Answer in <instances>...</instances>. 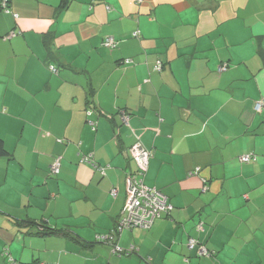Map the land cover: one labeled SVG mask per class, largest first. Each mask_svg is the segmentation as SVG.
I'll use <instances>...</instances> for the list:
<instances>
[{
    "label": "crops",
    "instance_id": "obj_1",
    "mask_svg": "<svg viewBox=\"0 0 264 264\" xmlns=\"http://www.w3.org/2000/svg\"><path fill=\"white\" fill-rule=\"evenodd\" d=\"M61 2L0 0V264H264V0ZM136 142L173 208L119 230Z\"/></svg>",
    "mask_w": 264,
    "mask_h": 264
},
{
    "label": "built area",
    "instance_id": "obj_2",
    "mask_svg": "<svg viewBox=\"0 0 264 264\" xmlns=\"http://www.w3.org/2000/svg\"><path fill=\"white\" fill-rule=\"evenodd\" d=\"M6 1H3V5L6 6ZM15 32L10 33L8 37L14 35ZM103 45L107 47L115 46L116 41L113 36H108L103 40ZM131 59H126V62H131ZM162 63L159 62L156 66L157 69H161ZM227 66L223 65L221 69H226ZM51 69L55 70V67L51 65ZM256 109L261 112L264 111V100H259L256 103ZM123 121L128 123V116L123 113ZM131 156L137 163V171L130 173L127 176V200L123 210V214L119 220V230L125 227H150L154 219L161 216L164 212H169L173 206L169 203L167 197L158 189L150 187L144 182V174L148 169L151 153L140 142L135 143L131 149ZM251 158L250 155H244L241 160L247 161ZM87 160L88 158H83ZM61 170V157L58 156L51 165V172L57 174ZM117 188L111 190L113 196L117 195ZM108 235H101L100 239H107ZM196 244L194 239L190 240V246L193 247ZM199 254L209 255L210 252L203 246L200 247Z\"/></svg>",
    "mask_w": 264,
    "mask_h": 264
},
{
    "label": "trees",
    "instance_id": "obj_3",
    "mask_svg": "<svg viewBox=\"0 0 264 264\" xmlns=\"http://www.w3.org/2000/svg\"><path fill=\"white\" fill-rule=\"evenodd\" d=\"M71 0H62V2H61V7H66V6H68V4H69V2H70ZM7 3V2H6ZM1 7H3V9H5V10H7L8 11V3L6 4V6H4L3 5V2L1 3ZM12 32H14V31H12ZM11 32V33H12ZM9 34H7V35H5L4 37H7ZM123 111V110H122ZM88 113H91V110H89L88 111ZM123 113L125 114V115H127L128 116V121H129V118H130V116H129V114L126 112V111H123L122 112V114H121V120H122V122L124 123V124H128V123H126V122H124L123 121ZM94 128H95V125H94ZM137 143V142H136ZM135 144V143H134ZM133 144V145H134ZM132 145V146H133ZM131 146V147H132ZM131 149V148H130ZM131 153V152H130ZM9 154V152H8V150L6 149V147H5V144H4V142H3V139L0 137V156H6V155H8ZM92 153H87V154H84L83 156H81V162H87V163H92V161H93V158H92ZM58 156H60V155H56V156H54V158H53V161H52V163L54 162V160L58 157ZM61 157V156H60ZM132 157V156H131ZM254 157V156H253ZM83 158H88V161L87 160H82ZM132 159L135 161V159L132 157ZM136 162V161H135ZM52 163H51V165H52ZM61 163H62V157H61ZM136 165H137V163H136ZM61 171V170H60ZM137 171V169L135 170V171H132V172H129L128 174H130V173H135ZM60 172H58L57 174H59ZM50 174L51 175H57V174H53L52 172H51V166H50ZM128 174H127V176H128ZM126 179H127V177H126ZM170 212V211H169ZM164 213H168V212H164ZM164 213H162V214H164ZM25 220H16V222L19 224V225H24V226H31V224L30 223H26V222H24ZM135 227H140V226H135ZM132 228H134V227H125L124 229H132ZM102 242H108V243H112V240H111V238H110V236H108L107 237V239H105V240H101ZM134 252V248H129V249H122L121 248V251H120V253H122L123 255H129V254H132Z\"/></svg>",
    "mask_w": 264,
    "mask_h": 264
}]
</instances>
